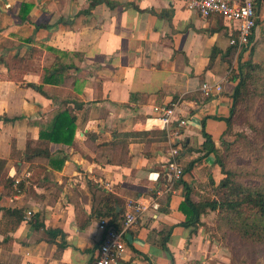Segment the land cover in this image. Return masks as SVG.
<instances>
[{"label":"crops","instance_id":"0c3cea01","mask_svg":"<svg viewBox=\"0 0 264 264\" xmlns=\"http://www.w3.org/2000/svg\"><path fill=\"white\" fill-rule=\"evenodd\" d=\"M257 13L249 47L264 63V0ZM235 28L179 0H0V264H91L99 219L118 226L129 199L158 207L126 234L116 264H226L201 225L213 212L185 228L180 205L187 188L194 202L214 199L224 178L203 133L218 150L231 74L248 58L229 45ZM172 102L179 180L152 113ZM64 110L72 143L41 139Z\"/></svg>","mask_w":264,"mask_h":264},{"label":"trees","instance_id":"16d2710c","mask_svg":"<svg viewBox=\"0 0 264 264\" xmlns=\"http://www.w3.org/2000/svg\"><path fill=\"white\" fill-rule=\"evenodd\" d=\"M29 6L21 8V19L28 13ZM252 41V36L250 37ZM242 50V49H241ZM242 54L248 52V58L242 61V55H238V65L231 74V80L236 82L231 98L232 105L229 117L226 119L227 130L230 127L234 113L241 101L250 108L257 107L258 112L264 108V64L253 61L252 48L243 49ZM252 106V107H251ZM15 119H3L5 122H13ZM75 117L68 110L58 113L46 131H41L40 138L55 143L71 144L75 131ZM258 133H264L263 128L256 129ZM264 135V134H263ZM209 143V150L216 155L224 178L216 187L215 198L204 202H194L187 188L180 210L185 216L181 223L185 228H196L200 223L201 214L206 210L216 213V227L222 234H228L237 238L241 243L250 246H264V142L253 143L254 158L248 161L240 171L225 169V164L213 147L210 138L203 133ZM223 139L221 145L224 146ZM263 151V152H261ZM204 154V156L207 154ZM31 156H36L35 153ZM3 162L0 161V170ZM190 168V167H189ZM8 183L7 181H2ZM20 183L17 184L19 190ZM113 215H116L113 211ZM235 264H243L237 262ZM264 264V262L262 263Z\"/></svg>","mask_w":264,"mask_h":264},{"label":"built area","instance_id":"2783aa9c","mask_svg":"<svg viewBox=\"0 0 264 264\" xmlns=\"http://www.w3.org/2000/svg\"><path fill=\"white\" fill-rule=\"evenodd\" d=\"M190 10H194L202 18L211 15H219L236 26L235 36L229 39V45L237 50L248 49L250 37L258 20L257 7L259 0H179ZM201 89L206 94L219 93V84L204 83ZM178 102L169 105L154 106L152 113L154 118L162 124L169 139V155L167 171L172 180H179L183 175L181 166L176 162V157L181 149L182 140L179 132L172 126L176 117ZM179 125L185 124L184 120L178 121ZM29 177V173H25ZM15 185L19 182L15 181ZM158 205L152 202L146 206L137 200L129 199L124 204L120 224L117 226L108 218H100L98 228L102 232V240L97 249V254L91 264H116L125 251V236L150 208L155 210ZM30 214V213H28Z\"/></svg>","mask_w":264,"mask_h":264},{"label":"rangeland","instance_id":"374dc122","mask_svg":"<svg viewBox=\"0 0 264 264\" xmlns=\"http://www.w3.org/2000/svg\"><path fill=\"white\" fill-rule=\"evenodd\" d=\"M256 108H250L241 101L234 113L230 127L223 137L225 144L220 145L218 149L226 170L240 171L248 161L254 158L251 145L256 141V144L264 142V133H258L257 136L256 132L257 128L264 129V108H261L260 112ZM203 219L201 225L209 237L211 246L220 248L223 255V260L220 259L222 263L262 264L264 262V246L246 245L234 236L222 234L217 230L214 212L204 214Z\"/></svg>","mask_w":264,"mask_h":264}]
</instances>
